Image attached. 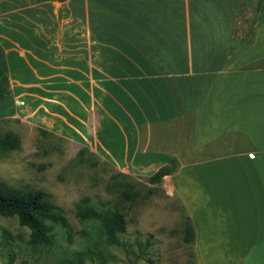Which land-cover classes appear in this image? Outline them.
Returning a JSON list of instances; mask_svg holds the SVG:
<instances>
[{
	"label": "crops",
	"instance_id": "0c3cea01",
	"mask_svg": "<svg viewBox=\"0 0 264 264\" xmlns=\"http://www.w3.org/2000/svg\"><path fill=\"white\" fill-rule=\"evenodd\" d=\"M239 13L230 0H76L71 30L56 54L41 39L32 73L33 33L14 43L22 58L18 37L0 34L5 96L12 79L81 88L87 77L99 151L126 168L177 161L163 177L213 264H264V0L242 48Z\"/></svg>",
	"mask_w": 264,
	"mask_h": 264
},
{
	"label": "rangeland",
	"instance_id": "374dc122",
	"mask_svg": "<svg viewBox=\"0 0 264 264\" xmlns=\"http://www.w3.org/2000/svg\"><path fill=\"white\" fill-rule=\"evenodd\" d=\"M75 1L0 0V34L18 37L11 42L13 52L26 56L24 48L14 44H21L26 31L36 39L28 48L32 64L23 69L32 73L41 50H48L41 47V39L49 38L50 51L56 54L62 34L66 38L72 28ZM238 2L240 32L252 30L247 19L253 16L255 0ZM32 79H12L11 94L0 98V137L10 132L19 139L17 149L0 148V183L43 191L67 226L52 224L50 243L38 245L29 241V230L16 217L0 215V264H213L199 244L196 252L195 241L192 245L183 240L185 202L170 192L164 177L148 181L157 168L122 167L97 149L101 108L89 104L87 77L81 88L46 87L39 77ZM78 95L80 103L74 98ZM124 189L137 192L135 201L123 197ZM78 203L122 213L125 225L117 233L118 243L106 242L96 218L76 217ZM219 250L224 259L234 261L228 249Z\"/></svg>",
	"mask_w": 264,
	"mask_h": 264
},
{
	"label": "trees",
	"instance_id": "16d2710c",
	"mask_svg": "<svg viewBox=\"0 0 264 264\" xmlns=\"http://www.w3.org/2000/svg\"><path fill=\"white\" fill-rule=\"evenodd\" d=\"M63 1V0H56ZM237 9L239 0H230ZM259 1H257V5ZM257 10V8H256ZM254 21V19H253ZM239 47H245L251 41L253 31L246 30L242 32ZM10 92L8 77L0 69V98ZM44 131V130H41ZM44 133V132H43ZM19 139L10 132L4 133L0 137V148L17 149ZM177 168V161L170 159L167 165L157 168L149 177L150 183L160 182L164 175L174 172ZM122 195L125 199L135 201L137 192L124 189ZM0 215L14 216L18 223L29 230V241L38 245H46L51 241L52 224L67 226L65 217L62 215L59 207L53 205L46 194L41 190L23 191L17 188L6 186L0 183ZM74 215L80 219L96 218L103 230L107 243L116 244L117 233L124 230L125 220L117 210L106 212L95 211L87 205L78 203L74 210ZM194 231L192 224L186 215L183 227V240L192 243Z\"/></svg>",
	"mask_w": 264,
	"mask_h": 264
},
{
	"label": "bare ground",
	"instance_id": "6f19581e",
	"mask_svg": "<svg viewBox=\"0 0 264 264\" xmlns=\"http://www.w3.org/2000/svg\"><path fill=\"white\" fill-rule=\"evenodd\" d=\"M19 103H20V102H19ZM19 103H18V104H19Z\"/></svg>",
	"mask_w": 264,
	"mask_h": 264
}]
</instances>
